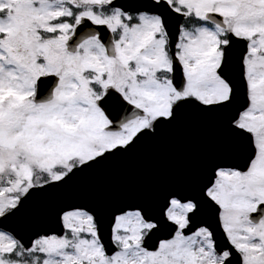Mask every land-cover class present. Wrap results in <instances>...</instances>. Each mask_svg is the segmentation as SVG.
I'll list each match as a JSON object with an SVG mask.
<instances>
[{
    "label": "snow or ice",
    "instance_id": "6c2138e0",
    "mask_svg": "<svg viewBox=\"0 0 264 264\" xmlns=\"http://www.w3.org/2000/svg\"><path fill=\"white\" fill-rule=\"evenodd\" d=\"M0 264H264V0H0Z\"/></svg>",
    "mask_w": 264,
    "mask_h": 264
},
{
    "label": "water",
    "instance_id": "95a60500",
    "mask_svg": "<svg viewBox=\"0 0 264 264\" xmlns=\"http://www.w3.org/2000/svg\"><path fill=\"white\" fill-rule=\"evenodd\" d=\"M159 152L154 153L153 157L151 159H149L148 161H146V163H153L155 161V159L158 157Z\"/></svg>",
    "mask_w": 264,
    "mask_h": 264
}]
</instances>
